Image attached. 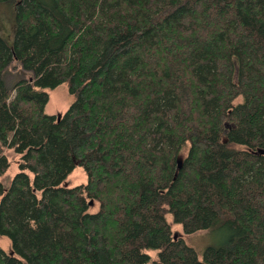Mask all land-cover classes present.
<instances>
[{
  "label": "trees",
  "instance_id": "16d2710c",
  "mask_svg": "<svg viewBox=\"0 0 264 264\" xmlns=\"http://www.w3.org/2000/svg\"><path fill=\"white\" fill-rule=\"evenodd\" d=\"M2 4L0 264H264V0ZM14 62L32 78L9 88ZM65 83L76 101L46 114ZM168 214L227 237L200 258Z\"/></svg>",
  "mask_w": 264,
  "mask_h": 264
},
{
  "label": "rangeland",
  "instance_id": "374dc122",
  "mask_svg": "<svg viewBox=\"0 0 264 264\" xmlns=\"http://www.w3.org/2000/svg\"><path fill=\"white\" fill-rule=\"evenodd\" d=\"M15 33L16 16L8 5L2 4L0 5V36L9 44H12L15 40ZM4 78L7 86L11 88L20 79L32 78V73L24 71L18 62H14L7 68ZM46 92L49 94V102L46 106L45 112L51 116L62 117L76 101V96L70 94L68 85L66 83L62 84L56 89L46 90ZM5 155L10 161V168L1 178V181L4 184L5 189L8 190L12 180L20 171L19 164L21 158L19 154L11 149H7L5 151ZM28 173L33 176L30 171ZM87 183L88 175L85 169L80 165H76L74 171L63 183V186L66 188H73ZM98 208V203H93L90 212H96ZM167 220L171 224L174 236L181 238L186 243V245L192 247L198 253L200 258L207 248L221 245L227 237L225 232L213 230L201 231L194 234H186L183 226L175 223L171 214L167 215ZM0 248L7 255H13L14 253L12 242L6 236L0 235ZM150 254L152 255L153 259H156V254L154 252Z\"/></svg>",
  "mask_w": 264,
  "mask_h": 264
},
{
  "label": "water",
  "instance_id": "95a60500",
  "mask_svg": "<svg viewBox=\"0 0 264 264\" xmlns=\"http://www.w3.org/2000/svg\"><path fill=\"white\" fill-rule=\"evenodd\" d=\"M60 120V119H59ZM260 153H263V151H260ZM181 165V160H179V166ZM177 238V237H175Z\"/></svg>",
  "mask_w": 264,
  "mask_h": 264
}]
</instances>
